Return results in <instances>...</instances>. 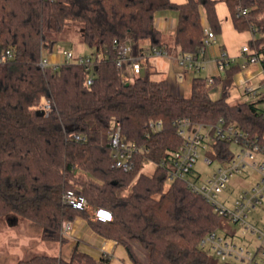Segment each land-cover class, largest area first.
Masks as SVG:
<instances>
[{"label": "trees", "instance_id": "1", "mask_svg": "<svg viewBox=\"0 0 264 264\" xmlns=\"http://www.w3.org/2000/svg\"><path fill=\"white\" fill-rule=\"evenodd\" d=\"M219 1L0 0V53L13 51L11 58L0 61V227L30 222L40 227L42 240L65 244L64 224L83 217L96 233L124 245L133 264H232L220 263L200 245L228 220L184 180L167 186L168 166L163 162L171 161L182 142L179 118L216 122L223 117L250 137L263 136V100L228 101L242 69L240 62L229 59L212 84L208 77L195 75L188 96L174 94L164 77L125 81L115 42L132 37L139 48L144 41L150 48H164L166 35L155 19L173 10L178 16L173 37L178 54L198 57L207 28L202 14L214 32L221 31ZM221 1L236 30L256 32L248 43L258 49L264 69V0ZM239 6L247 13L238 15ZM78 30L83 43L103 53L91 84L80 64H39L45 49L52 52L70 31ZM216 84L222 87L219 98L210 94ZM46 101L51 109L40 116L37 106ZM151 121H162V128L152 130ZM118 123L127 140L145 148L128 171L117 167L113 157L112 132ZM147 161L155 163L153 173L144 171ZM68 191L86 199L88 207L66 203ZM96 209L108 212L109 218H95ZM134 245L146 252V261ZM110 260V255L97 260L74 250L68 259L35 253L17 264Z\"/></svg>", "mask_w": 264, "mask_h": 264}, {"label": "built area", "instance_id": "2", "mask_svg": "<svg viewBox=\"0 0 264 264\" xmlns=\"http://www.w3.org/2000/svg\"><path fill=\"white\" fill-rule=\"evenodd\" d=\"M246 13V8L238 7V15ZM251 32L252 38L256 36L254 30ZM115 42L119 51L117 63L123 77L126 66L136 72L143 63L146 65L143 56L132 55L133 49L137 47L132 37ZM214 42H216V33L207 27L204 46L199 56L177 54L178 63L187 70L201 72L206 67V60L203 57L206 47ZM262 47L264 48V45ZM150 50L153 54H164L169 57L164 48L153 47ZM47 52V49L43 51L40 66L80 64L88 72V84L93 83L96 64L103 57L102 52L84 54L77 53L73 49H64L57 53L55 60H51ZM241 53L246 57L245 61L240 63L242 69L254 63L259 64L261 68L257 74L240 76L238 84L249 95V100L262 99L261 106L264 108V69L258 49L245 43ZM12 56L13 51L7 48L0 53V61ZM228 59L235 61L223 50L218 61L220 72L224 70L225 61ZM260 75L263 78L258 84L253 85L252 82ZM213 81V76H208V84H212ZM37 109H42L47 114L51 105L46 101L39 104ZM149 127L152 130H159L162 128V121H151ZM177 129L182 142L172 152L171 161L168 164L163 162V165L168 166L167 181L184 180L191 191L201 195L217 214L228 220L226 226L206 234L200 240V245L217 256L220 263L264 264V135L250 137L236 122L228 121L223 117L216 122H192L189 119L179 118ZM75 138L83 139L80 135H75ZM221 144H229V147ZM112 147L115 165L125 171L132 169L136 155L145 152L143 146L127 140L122 135L119 123L112 132ZM202 155L203 163L206 165H211L215 160L219 163L215 171L206 177H203L197 168ZM236 178L238 180H235ZM64 201L84 208L88 207L87 200L80 199L72 191L64 195ZM94 216L109 218L104 216L102 210L97 209ZM67 229L68 225L65 223L64 232ZM243 238H246V241H243Z\"/></svg>", "mask_w": 264, "mask_h": 264}, {"label": "crops", "instance_id": "3", "mask_svg": "<svg viewBox=\"0 0 264 264\" xmlns=\"http://www.w3.org/2000/svg\"><path fill=\"white\" fill-rule=\"evenodd\" d=\"M171 1L175 3H183L187 0ZM217 11L221 23V31L219 33L215 32L216 42L206 47L203 56L206 60V67L204 70H202L205 71L210 68V72L213 76L220 73L218 61L223 50L227 53L229 58L235 59V61L241 63L245 61L246 58L241 53V48L246 43V38L248 40L252 38V32L250 30L239 32L235 29L231 14L224 1L220 0L218 2ZM202 22L204 26L209 27L204 13L202 14ZM177 23L178 16L173 10L162 13L156 17V27L166 35L167 44L164 46V49L167 50L169 57L165 56L164 54L161 55L151 53L150 42L144 41L141 44V48L137 46L135 49H133L132 55L143 56L145 58L146 65L143 63L141 68H139L136 72H133L131 68L126 66L125 73L128 72L129 75H124L125 81L131 82L138 77L146 78L150 75L161 76L162 78L164 77L168 80L171 91L174 94L179 96L190 95L193 78L195 75H200L202 71L195 72L193 70H187L178 63L176 59L178 50L173 41ZM50 58L51 60H55L57 58V54L51 53ZM260 68L261 66L256 63L249 64L246 67V69L251 72V75L257 74ZM103 214L104 216H109L108 212L106 211H103ZM66 224L68 225V229L66 232H64V234L67 236L68 242L65 244L48 243L42 240L39 226L35 227L32 224H25L22 227L25 230V236L31 237L32 240L35 239L39 241V244L36 246L40 247L41 250L38 248L36 250L32 249L33 253L56 254L68 259L74 250H80L90 254L97 260L104 255H110V264H133L130 254L124 245L117 243V241L114 239L107 238L96 233L90 227L87 219L78 217L72 222H66ZM26 226L28 228H26ZM134 249L137 255L142 260L146 261V255L140 249H138L136 245H134ZM0 263L4 264L2 263L1 259Z\"/></svg>", "mask_w": 264, "mask_h": 264}, {"label": "rangeland", "instance_id": "4", "mask_svg": "<svg viewBox=\"0 0 264 264\" xmlns=\"http://www.w3.org/2000/svg\"><path fill=\"white\" fill-rule=\"evenodd\" d=\"M245 37V36H244ZM246 43L249 42V40L246 38ZM242 43V42H241ZM211 45V44H209ZM208 45V46H209ZM64 49H73L76 52H84L86 54H92L94 53V48L86 45L81 40V32L78 31H70L66 37H64L63 40L59 41L53 48L52 52H47V54L50 56L52 54H57L62 52ZM126 76H128V72L125 73ZM202 76H213L210 72V68L208 70L202 71ZM251 75V72L248 71V69H242L240 72H238L235 75L234 85L230 89V96L228 97V101L230 103H239L243 102L245 100H249V95H247L244 92V88L238 84V79L240 76L248 77ZM152 78L160 79L161 76L151 75ZM263 78L262 75L255 78V80L252 82L253 85L258 84V82ZM188 89V88H187ZM210 94L213 98H219L222 96V87L219 84H216L211 87ZM205 153V152H203ZM204 156L200 158L197 168L201 172L203 177H206L210 174H212L217 166L219 165L218 161H214L211 165H206L203 163ZM144 171L147 173H153L155 169V163L151 161H147L144 164ZM235 180H238L236 178ZM169 181L167 182V186L169 185ZM247 183V182H245ZM255 216V215H254ZM25 224H32L35 227H38V225H35L30 222H23L15 227L10 226H4L0 227V259L2 263L4 264H17V262L20 259L23 258H29L31 255L35 254L33 253L32 249H40V247H37L36 245L39 244L38 240L31 239V237L25 236V230L22 227ZM26 228H28L26 226ZM27 231V230H26ZM243 241H246V238H243ZM138 249H140L145 255L146 252L140 248L138 245H136ZM147 259V255H146Z\"/></svg>", "mask_w": 264, "mask_h": 264}, {"label": "water", "instance_id": "5", "mask_svg": "<svg viewBox=\"0 0 264 264\" xmlns=\"http://www.w3.org/2000/svg\"><path fill=\"white\" fill-rule=\"evenodd\" d=\"M36 113H37L38 115H40V116H44V115H45V112H44V110H42V109H37V110H36Z\"/></svg>", "mask_w": 264, "mask_h": 264}]
</instances>
